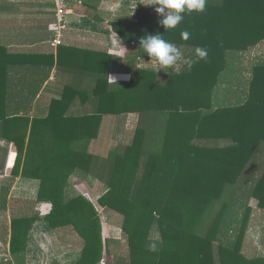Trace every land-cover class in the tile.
Listing matches in <instances>:
<instances>
[{
  "label": "trees",
  "instance_id": "obj_1",
  "mask_svg": "<svg viewBox=\"0 0 264 264\" xmlns=\"http://www.w3.org/2000/svg\"><path fill=\"white\" fill-rule=\"evenodd\" d=\"M147 4L109 24L134 46L124 62L105 53L90 91L65 86L61 98L22 115L7 106V68L18 54L0 45V139L17 154L6 195L18 176L39 181L36 202L11 212L13 264H25L40 202L51 206L44 220L52 230L82 240L78 264H264V256L243 252L253 209L245 207L236 228L229 217L236 187L264 214V166L256 161L264 151V63L251 67L242 100L217 99L231 57L264 43V0H205L203 12H185L168 31ZM156 33L181 50V69L139 66L142 59L158 66L139 45ZM197 47L208 57L189 69ZM113 69L127 79L110 81ZM77 98L87 100L84 109L73 108ZM129 115L137 122L128 135ZM107 120L110 138L95 150ZM73 176L96 180L91 196L75 192ZM97 208L119 225L124 255L109 251Z\"/></svg>",
  "mask_w": 264,
  "mask_h": 264
},
{
  "label": "crops",
  "instance_id": "obj_2",
  "mask_svg": "<svg viewBox=\"0 0 264 264\" xmlns=\"http://www.w3.org/2000/svg\"><path fill=\"white\" fill-rule=\"evenodd\" d=\"M65 1L71 10L67 16L68 29L62 35V44L52 48L55 7L51 0H0V45L18 54L7 68V106L14 115L25 114L29 108L32 112L35 107L61 98L65 86L90 91L95 86L94 75L100 73V60L105 59V53L124 62L131 52L129 45L112 33L109 24L123 13L124 17L131 15L139 7L136 0ZM91 16L99 18L100 22ZM263 48L264 43L261 50ZM142 62L153 63L139 60V64ZM120 75L113 69L109 79L112 82L124 80L117 78ZM240 83H234L233 88L245 86ZM225 84L223 86H228ZM246 86H249L248 81ZM72 105L84 109L87 100L77 98ZM16 155L14 144L0 139V264H13L9 252L11 209L17 212L24 203L36 202L39 188L37 179L18 176L6 195ZM50 208L46 202L35 204L39 219L28 234L25 264H78L82 240L69 229L52 230L44 220ZM109 225L108 237L103 228L102 238L112 254L124 255L127 247L119 225ZM102 262L108 264L106 259L99 264Z\"/></svg>",
  "mask_w": 264,
  "mask_h": 264
},
{
  "label": "rangeland",
  "instance_id": "obj_3",
  "mask_svg": "<svg viewBox=\"0 0 264 264\" xmlns=\"http://www.w3.org/2000/svg\"><path fill=\"white\" fill-rule=\"evenodd\" d=\"M139 6L145 5L146 3H151L152 0H136ZM124 18L123 15H120L119 17L116 16L114 19H120ZM112 19V18H111ZM116 46V44H115ZM129 50H133L134 46L130 45ZM264 48L261 50V44H259L257 47L251 49L247 53H244L243 56H239L238 58L234 57L231 58L229 61V65L227 67V71L224 74L222 83L228 84V86H219L217 89V99L221 103H230L233 104L237 101L242 100L244 95L246 94V84L248 79L250 78V70L251 67L255 64H261L264 63ZM234 54L233 52L229 53ZM123 57H125L123 55ZM186 63L185 60L179 61L174 67L175 69H181L184 64ZM142 68H156L158 70L159 66H156V64L153 63H140L139 64ZM170 68H167L166 70L169 71ZM239 76H242L241 78ZM127 75H120L117 76V78L120 79H127ZM240 83V81H242ZM240 83L245 86H232L234 83ZM225 84V85H226ZM137 119L134 115H129L126 120V129L128 135L133 131L134 126L136 125ZM109 125H112L111 127ZM114 126V121L107 120L106 126L103 129V135L101 139L96 143V146L94 147L95 150L103 148V145H105V142L110 138L111 129ZM100 144V145H99ZM99 145V146H97ZM6 149V148H5ZM257 163L261 164L260 166H264V151L258 154ZM71 186L77 193L86 194V195H92V192L94 191L95 186L97 185L96 180H94L91 177H88L86 179H79L76 177L70 178ZM92 199V198H91ZM96 199V198H95ZM94 200V199H93ZM95 202V200H94ZM26 205V203H24ZM24 206V205H23ZM251 207L253 209L250 217V223L248 224V231L246 233L245 241H244V248L243 252L245 254H248L249 256L255 255V256H264V214H262L258 209H255V204L252 199L247 197L246 193L243 191H240V188L237 189L236 187V195L234 196V201L230 205L229 210V217L231 221H233V226L236 228L240 220L245 212V207ZM13 211V208L11 209ZM15 210V208H14ZM14 214H17L16 211H13ZM97 213L101 218V223L104 226V234L108 237V232L110 229V222L108 220V216L105 212H102L97 208ZM12 216V213H11ZM231 234V233H230ZM234 234V233H233ZM233 234L231 235L230 239L233 241ZM156 238L157 234L152 233L151 238ZM105 260V259H104ZM102 264H104L102 262Z\"/></svg>",
  "mask_w": 264,
  "mask_h": 264
},
{
  "label": "clouds",
  "instance_id": "obj_4",
  "mask_svg": "<svg viewBox=\"0 0 264 264\" xmlns=\"http://www.w3.org/2000/svg\"><path fill=\"white\" fill-rule=\"evenodd\" d=\"M147 5L155 6V12L162 17L159 23L165 31L175 29L184 19L185 12H203L205 10V0H152ZM181 38L187 40L189 33L181 32ZM139 45L144 54L156 61L159 66L158 70L174 67L183 58L181 50L166 41L159 33L146 34L140 39ZM207 57V50L197 47L194 57L187 62V67L191 69L193 64L199 60H206Z\"/></svg>",
  "mask_w": 264,
  "mask_h": 264
},
{
  "label": "built area",
  "instance_id": "obj_5",
  "mask_svg": "<svg viewBox=\"0 0 264 264\" xmlns=\"http://www.w3.org/2000/svg\"><path fill=\"white\" fill-rule=\"evenodd\" d=\"M55 7L54 20V38L50 42L52 48H56L62 44V35L68 29L67 16L71 14V10L65 0H51Z\"/></svg>",
  "mask_w": 264,
  "mask_h": 264
}]
</instances>
